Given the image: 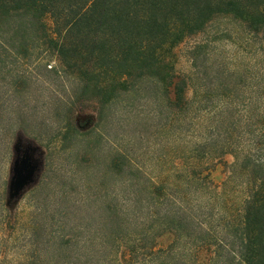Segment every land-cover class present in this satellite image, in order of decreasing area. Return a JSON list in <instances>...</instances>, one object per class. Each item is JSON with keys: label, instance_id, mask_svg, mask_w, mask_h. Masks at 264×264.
<instances>
[{"label": "trees", "instance_id": "16d2710c", "mask_svg": "<svg viewBox=\"0 0 264 264\" xmlns=\"http://www.w3.org/2000/svg\"><path fill=\"white\" fill-rule=\"evenodd\" d=\"M224 22L257 43L264 36V0H0V52L14 48L29 58L35 52L43 68L68 85L52 139L68 148L82 136L72 119L77 103H91L96 111L89 142L98 144L104 129V159L87 151V191L79 200L65 191L58 195L55 215L62 225L35 223L28 230L32 252L50 250L49 258L32 257L30 264H200V250L210 253L207 264H264V132L255 144L257 158L248 153L238 159L249 188L229 217L216 210L215 163L208 162L216 152L230 154L229 148L214 146L210 133V142L183 146L204 102L215 128L240 103L228 71L218 87L199 85L209 86L206 99L189 96L191 83L212 68L207 49L222 37L218 25ZM201 35L207 40L190 52L192 76L177 77L172 50ZM51 58L57 65L47 69ZM150 129L163 147L145 165L131 144ZM72 219L83 224L72 227ZM175 244L177 251L189 247L188 257L172 254Z\"/></svg>", "mask_w": 264, "mask_h": 264}, {"label": "rangeland", "instance_id": "374dc122", "mask_svg": "<svg viewBox=\"0 0 264 264\" xmlns=\"http://www.w3.org/2000/svg\"><path fill=\"white\" fill-rule=\"evenodd\" d=\"M218 27L222 37L210 43L207 49L210 51L208 64H212V68H208L207 75L202 80L191 83L189 96L203 99V95L206 99L204 88L207 90L208 85H199L212 82L214 87H218L219 84L226 83L223 74L228 71L232 73L231 82L237 85L234 99L240 103L233 106L229 121L215 128L212 116L205 114L210 106L204 102L197 127L194 131L188 129L191 136L185 139L183 146H199L206 140L210 142L208 137L211 134L214 146L225 144L229 148L230 154L221 158L216 152L212 160L208 161L215 163L210 178L218 186L216 210L229 217L241 209L249 188L248 177L241 169L239 160L248 153L251 158H257L259 146L255 144L261 142L264 132V36L257 43H252L250 36L236 24L224 22ZM206 40V36H196L172 50L171 60L177 77L192 76L190 52L196 44ZM0 55V193L5 191V196L0 200V264H30L32 257L37 256L38 262L49 258L50 250L41 247L40 251L32 252L28 244V230L35 223L45 226L51 224L54 228L62 225L65 220L55 215L59 209L58 195L65 191L79 200L87 191L84 188V164L90 161L87 151L92 148L99 155V162L104 159V129L99 127L101 133L98 144L89 142L86 135L98 123L96 111L91 103H77L72 111V119L82 136L72 141L68 148L60 139H52L60 122L54 116L59 113L57 108L61 97L64 98V87L68 85L64 86L54 74L47 72L43 68L44 61L35 59V52L29 58L14 48H8L6 52H0ZM48 64L47 69L57 65V62L51 58ZM28 76H31L30 82H24ZM129 134L135 136L134 132ZM115 136L117 140L121 139L122 132ZM132 144L131 148L136 151L138 160L145 165L154 161L163 147L153 129L142 131L140 139H134ZM15 145L22 149L31 145L36 150L34 158L40 162V169L35 182L10 200L9 180ZM80 161L84 163L81 164ZM158 170L160 169H154L153 172L157 173ZM3 182L5 185L1 189ZM68 209L74 210L70 204ZM69 222L72 227L83 224L79 219ZM43 241L44 239L40 242ZM171 242L172 238L169 243ZM125 243L127 242L123 241L121 244L123 248ZM181 248L177 251L175 244L171 249L172 254H184L188 257L189 247ZM209 256V252L200 250L196 258L200 264H207Z\"/></svg>", "mask_w": 264, "mask_h": 264}, {"label": "water", "instance_id": "95a60500", "mask_svg": "<svg viewBox=\"0 0 264 264\" xmlns=\"http://www.w3.org/2000/svg\"><path fill=\"white\" fill-rule=\"evenodd\" d=\"M35 151L31 145L23 149L18 145L14 146L12 173L9 180L8 198L10 200L16 198L25 188L35 182L40 169V162L34 158Z\"/></svg>", "mask_w": 264, "mask_h": 264}]
</instances>
